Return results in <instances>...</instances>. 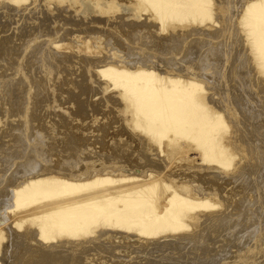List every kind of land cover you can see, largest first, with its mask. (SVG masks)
<instances>
[{
  "label": "rangeland",
  "instance_id": "obj_1",
  "mask_svg": "<svg viewBox=\"0 0 264 264\" xmlns=\"http://www.w3.org/2000/svg\"><path fill=\"white\" fill-rule=\"evenodd\" d=\"M138 1L0 0V217L27 179L138 176L148 160L176 190L213 205L150 237L96 225L40 242L28 223L1 220L0 264H264V68L239 21L248 0H209L207 15L169 20L164 32ZM145 62L198 84L201 105L224 122L213 133L228 165L201 162L196 143L187 156L157 154L101 73Z\"/></svg>",
  "mask_w": 264,
  "mask_h": 264
},
{
  "label": "bare ground",
  "instance_id": "obj_2",
  "mask_svg": "<svg viewBox=\"0 0 264 264\" xmlns=\"http://www.w3.org/2000/svg\"><path fill=\"white\" fill-rule=\"evenodd\" d=\"M145 1L150 4L156 29L161 32L169 20L180 22L189 14L196 17L208 14L209 0H139L138 6ZM240 12L239 21L245 27L247 41L264 68V0H248ZM101 73L113 86H119L140 118L139 127L155 144L157 154L163 152L173 159L178 152L194 151L190 146L196 143L201 162H215L224 167L229 164L225 149L216 143L218 138L215 140L213 133L224 122L220 121V115L207 112L201 105L195 81L159 76L145 65L127 70L107 64ZM148 161L143 163L145 171L138 176L124 174V170L116 174L101 170L81 177L49 176L23 181L13 189L4 219L0 217V245L4 238L3 220H10L14 228L28 223V236L40 242L79 239L87 232L91 234L96 225L150 237L186 227L184 219H192V212L213 205L176 190L150 168Z\"/></svg>",
  "mask_w": 264,
  "mask_h": 264
}]
</instances>
